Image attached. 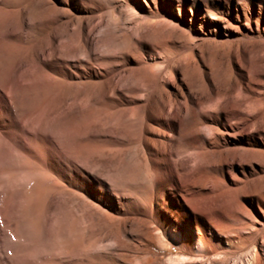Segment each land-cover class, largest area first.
Returning <instances> with one entry per match:
<instances>
[{
	"label": "rangeland",
	"instance_id": "1",
	"mask_svg": "<svg viewBox=\"0 0 264 264\" xmlns=\"http://www.w3.org/2000/svg\"><path fill=\"white\" fill-rule=\"evenodd\" d=\"M103 2L92 38L105 32L137 52L119 79L121 93L105 96L88 77L61 79L59 100L36 92L27 118L34 106L18 88L19 57L5 58L8 75L0 67L14 100L13 118L0 128V264L193 257L174 243L150 242V232L171 225L206 231L217 253L210 261L252 264L257 255L264 264V0ZM75 44L60 39L61 66L74 61ZM141 71L158 78L146 93L138 92L148 85ZM235 100L258 121L240 122ZM39 219L42 235L29 239Z\"/></svg>",
	"mask_w": 264,
	"mask_h": 264
},
{
	"label": "bare ground",
	"instance_id": "2",
	"mask_svg": "<svg viewBox=\"0 0 264 264\" xmlns=\"http://www.w3.org/2000/svg\"><path fill=\"white\" fill-rule=\"evenodd\" d=\"M103 1L106 0H0V67L7 74L5 58L19 57L21 62L15 69L17 77L21 79L18 88L23 92L30 93V96L26 99L31 104L36 103L34 99L36 92L42 95L43 101L45 93L50 92V90L53 98L58 101L60 98L61 79H74L73 76H77L78 78L88 77L90 80L89 84L94 89L101 84L104 87L105 96L111 97L117 93H121L119 79L123 77V73L126 71V64L133 65L136 63L137 52L135 48L129 47L128 44L120 43L115 36L106 37L105 32L99 33L95 40L92 38L96 28L92 26L93 15L103 10L105 7ZM74 24L78 27V30L72 31V34L69 35V27ZM60 26L66 28L62 33H60ZM30 35L33 37L32 40L29 39L31 38L29 37ZM64 35L68 39H76V44L73 45L72 50H69L72 54L68 56L74 61L67 62L61 66L60 39ZM107 41H110L111 45H107L105 43ZM112 46L117 49L115 52L110 51ZM76 51L83 52L84 60L76 59L74 54ZM27 59L31 62L27 61ZM47 64H50L52 67L51 74H48L46 71ZM96 64L98 67L94 66ZM94 68H98L99 70L96 71ZM62 69H67L69 72H64ZM28 73L30 75H26ZM140 73L148 85L145 89H140L138 92L146 93L148 87L157 85L158 78L148 72L142 73L141 71ZM12 93V87L4 79L0 83V128L6 126V120L11 121L13 118L12 105L14 100ZM84 97L87 100H94V94L89 91L85 93ZM132 100H134V97H132ZM243 102L235 100L231 103L234 115L239 116L243 114L239 118V121L244 122L245 125L258 121L257 115L247 111ZM32 107L28 111L29 113H27V118L31 117V112L37 109L33 104ZM54 115H58L57 109ZM32 225L33 227L30 228L31 233L27 235L30 236L28 237L29 239L38 237L41 231H43V223L40 219L32 222ZM17 228L19 229L20 226ZM33 228L35 231H32ZM18 229L16 231H22L21 228L19 229L20 231ZM195 230L197 232L191 226L171 225L169 230L162 232L160 235H153L150 232L148 239L150 242H156L163 249H167V246L163 243L167 245L174 243L181 249L187 250L193 256L170 258L166 262L167 264H200L203 257L208 258L210 261V257L213 253H216V250L214 249V251L210 248L206 231ZM18 235L23 236L22 233ZM18 235L16 236L19 239ZM218 237L219 242L223 244L231 246L235 242V238L233 237L222 235ZM28 241L33 244L31 240ZM39 241L42 242V240ZM24 245L23 247L20 246L23 251L24 248H28V246ZM259 246L264 251V239L259 243ZM25 250L27 251V249ZM42 260L43 258L40 259V261ZM257 261L258 256L256 255L253 258L252 264H255V262L257 264ZM42 262L49 264L50 259L44 258ZM209 263L220 264L221 261L212 259ZM248 263L250 264V262Z\"/></svg>",
	"mask_w": 264,
	"mask_h": 264
}]
</instances>
